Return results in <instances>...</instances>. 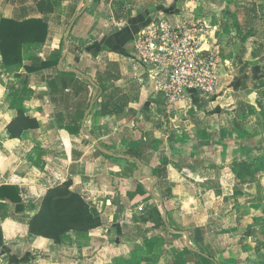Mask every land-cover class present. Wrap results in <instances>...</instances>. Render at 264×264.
Returning a JSON list of instances; mask_svg holds the SVG:
<instances>
[{"label":"crops","instance_id":"0c3cea01","mask_svg":"<svg viewBox=\"0 0 264 264\" xmlns=\"http://www.w3.org/2000/svg\"><path fill=\"white\" fill-rule=\"evenodd\" d=\"M41 1L47 3L46 9L52 7L50 13L38 11L40 0H0V21L43 19L48 30L43 44L24 45L20 65H5L0 54V188H13L22 207L17 210L15 203L0 196V248L6 262L131 264L137 259L138 264H256L257 260L264 264V249L257 247L264 238V181H256L254 188L253 181L245 179L248 166L251 176L264 178L259 167L264 161V90L257 89L264 85V64L230 75L235 65L229 60L231 53L227 48L229 54L219 60L213 29L208 48L217 59L215 95L205 102L190 92L183 101L169 105L151 85L141 88L135 82L132 43L152 20L177 22L171 19L181 14L176 6L182 0H87L59 66L66 29L86 0ZM134 1L148 6L136 8ZM189 5L186 0L184 7ZM198 19L213 28L210 18L190 20ZM240 29L237 26L236 31ZM234 30L224 35L228 45L238 44L240 34ZM46 60L55 66L26 73L25 66ZM59 68L76 69L93 79L99 90L96 100L89 89L72 84L50 98L49 80L57 72L67 75ZM249 78L255 90L249 87ZM80 92L81 109L68 124L64 114L69 115V103ZM86 102L79 130L74 131ZM18 107L37 119L41 128L11 139L6 127ZM87 133L115 156L98 151ZM257 136L260 140L253 145L250 140ZM119 156L143 164L138 177H157L153 192L164 210L149 192L152 179L137 180L138 163ZM66 181L98 212L100 227L86 235L67 234L58 244L29 234L28 221L45 192ZM155 210L161 220L165 211L171 231L188 232L190 246L199 253L187 248L183 234L171 233L164 223L157 226Z\"/></svg>","mask_w":264,"mask_h":264},{"label":"trees","instance_id":"16d2710c","mask_svg":"<svg viewBox=\"0 0 264 264\" xmlns=\"http://www.w3.org/2000/svg\"><path fill=\"white\" fill-rule=\"evenodd\" d=\"M46 4V2L40 0L37 3L38 11L50 13L52 7L49 6L46 9ZM47 34V24L43 19H28L24 21L2 19L0 21V54L4 64L8 66L20 65L24 45L43 44L47 39ZM54 66L55 63L49 60L39 64L33 61L30 66H25L24 69L26 73L31 74ZM261 71L264 77V65L261 66ZM57 74V77L50 79L48 82L50 98L57 94L58 91L63 92L69 89L71 84L80 89L86 88L88 91L89 84L87 82H81L71 74L62 75L58 72ZM243 85H245L244 82ZM86 104L87 102L83 105L82 110L78 112L77 127L74 131L79 130V122L82 119ZM40 128L41 125L37 119L30 118L25 114L22 107H18L16 116L6 127V132L9 138L16 139L20 138L26 131ZM260 166L264 170V161L261 162ZM140 192L142 193L143 191L140 190ZM0 196L15 203L17 210L22 209L21 199L13 188L8 186L1 187ZM155 213L158 214L157 226L164 227L158 211L155 210ZM100 225L101 219L95 208L90 206L81 195L72 191L71 182L66 181L45 192L36 213L28 221V233L58 244L67 234L86 235L91 230L100 227ZM257 247L264 249V238L257 243ZM138 263L137 259H133L131 264Z\"/></svg>","mask_w":264,"mask_h":264},{"label":"built area","instance_id":"2783aa9c","mask_svg":"<svg viewBox=\"0 0 264 264\" xmlns=\"http://www.w3.org/2000/svg\"><path fill=\"white\" fill-rule=\"evenodd\" d=\"M213 28L204 20H152L133 39L139 87L148 84L169 105L194 92L209 102L218 87L216 53L208 48ZM139 68L142 70L139 72ZM0 264H8L0 248Z\"/></svg>","mask_w":264,"mask_h":264},{"label":"rangeland","instance_id":"374dc122","mask_svg":"<svg viewBox=\"0 0 264 264\" xmlns=\"http://www.w3.org/2000/svg\"><path fill=\"white\" fill-rule=\"evenodd\" d=\"M169 1L171 2V0ZM185 1L186 0H182V2H179L176 6V10H179L181 14L174 16V18H172L171 20H176L178 22L184 19L190 20L193 17H203L206 19L210 18L211 23L213 24V29L216 31L215 36L218 38L217 46H219V60H225V57L229 54L225 52L228 48V52L231 53V57H229V60H231L232 63L235 64L233 65L231 63V65H233L234 67L230 75L236 74L238 76V73H240L241 70H244L245 67L253 66L257 63L264 64V56H261L264 53V0H187L188 3H191V5H189L190 7L188 6L187 8L184 7ZM134 2V5H132L136 8L139 6H148V4H145L143 2ZM237 26L241 28L239 30L240 33L236 31ZM233 27L235 29V33L240 34L239 38L237 39V47L233 44L228 45V41L224 40V35L229 33L230 29ZM227 59L228 58H226V60ZM239 60L241 62H239ZM220 63L225 64L222 62ZM248 80L250 81L251 78H249ZM248 85L252 88V90H255L254 85L251 81L248 82ZM257 87V89L259 90H264V85H259ZM89 90L90 94L93 95V99L95 101L99 90L96 91L90 84ZM95 93L96 95L94 96ZM82 95L83 93L80 92L79 94H77L75 99L72 100L71 103H69L70 113L69 115L64 114L68 124L72 122V119L75 120L77 111L81 109L83 103ZM233 99L234 101H237L238 97ZM248 100H251L252 102L254 100L253 95L250 94ZM252 113L253 112L250 111L249 116H251ZM260 131H263V129H261ZM260 137L261 136H257L250 141L253 142L254 145L255 142L257 143L258 139L260 140ZM262 138H264L263 135L261 139ZM248 168L250 172H253L251 166H248ZM250 172H248L249 176H247L245 179H247L248 181H253V186L255 188L256 181L261 184L264 181V178L263 176L254 178V176H251ZM239 179L240 178H237V180ZM163 185L166 192V185ZM254 190L256 189H253L252 191L254 192ZM161 192L163 191L161 190ZM227 258H229V255ZM257 261L256 264L259 263V261L258 263ZM247 264L254 263L250 261Z\"/></svg>","mask_w":264,"mask_h":264},{"label":"water","instance_id":"95a60500","mask_svg":"<svg viewBox=\"0 0 264 264\" xmlns=\"http://www.w3.org/2000/svg\"><path fill=\"white\" fill-rule=\"evenodd\" d=\"M86 5H87V0L85 1L82 10L72 18V20L70 21V23H69V25H68V27H67V29H66L65 36H64V39H63V51H62L61 56H60V58H59L58 66L62 63V61H63V59L65 58V55H66V53H67V50H68V41H67V38H68V36H69V34H70V32H71V29H72V27H73V24H74V22L79 18L81 12L85 9ZM59 71H60L61 73H64V74H71V75H73V76H75V77H78V78H80L81 80H83L84 82H87L88 84H90V85H91L96 91L98 90V86L96 85V83H95L90 77H88L87 75H84L83 73H81L80 71H78V70H76V69H72V68L61 69V68H59ZM95 95H96V93H95ZM92 105H93V99L90 101V104H89V106H88V109H87L86 112L84 113V117H83L82 122H84L85 119H86V117L88 116V114H89V112H90V110H91ZM87 135H88V137L90 138V140L92 141L94 147H95L98 151H100V152H102L103 154H106V155H108V156H110V157H114V156H115V155L112 154L111 152H109V151L103 149V148L99 145V143L97 142V140H96L92 135H90V134H88V133H87ZM119 157L124 158V159H131V160H134L135 162L138 163L139 168H138V170H137V172H136V174H135V178H136L137 180H142V179H152V184L149 186V192L152 194V196L154 197V199L158 202V204H159V206L162 208V210H164L162 201H161V200L159 199V197H157V196L154 194V192H153V188H154V186H155V184H156V182H157V177H155V176H140V177H138V174H139V173L142 171V169H143V164H142L138 159H133V158L126 157V156H119ZM162 221H163V223L165 224V226L169 229L168 224H167V221H166L165 211H163V214H162ZM169 230H170V229H169ZM170 232L173 233V234H174V233H177V234H183L184 237H185V244H186L187 248H188L189 250H191L192 252H194V253H199L197 250L193 249V248L190 246V244H189V233H188V232H173V231H171V230H170ZM204 256H205V255H204ZM205 257H207V256H205ZM207 258H209V257H207ZM209 259L212 260L211 258H209Z\"/></svg>","mask_w":264,"mask_h":264}]
</instances>
